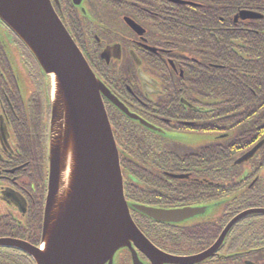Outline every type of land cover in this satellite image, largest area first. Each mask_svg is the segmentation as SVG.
<instances>
[{"label":"flooded vegetation","instance_id":"obj_1","mask_svg":"<svg viewBox=\"0 0 264 264\" xmlns=\"http://www.w3.org/2000/svg\"><path fill=\"white\" fill-rule=\"evenodd\" d=\"M49 1L109 92L102 103L127 202L165 211L204 209L179 223L157 222L131 209L137 228L156 248L150 255L134 248L137 260L264 264V74L252 86L247 70L254 65L264 71V0ZM0 28V264H35L28 248H38L42 234L51 90L22 43L1 22ZM229 67L244 77V85L232 89L238 98L214 77ZM189 134L210 141L196 147L178 141ZM204 149L213 151L211 163L203 161ZM129 150L164 179L144 184L145 200L129 197ZM177 191L187 201L173 206ZM142 217L168 226L162 228L170 234L181 232L179 239L163 231L157 236L161 226ZM210 250L208 257L185 262ZM131 260L125 250L116 256V264Z\"/></svg>","mask_w":264,"mask_h":264},{"label":"water","instance_id":"obj_2","mask_svg":"<svg viewBox=\"0 0 264 264\" xmlns=\"http://www.w3.org/2000/svg\"><path fill=\"white\" fill-rule=\"evenodd\" d=\"M0 22L22 43L51 84L41 243L28 248V253L35 264H116L118 253L127 250L132 264H141L134 248L146 255L156 248L136 227L130 209L163 223H179L204 209L165 211L127 204L119 152L102 103V96L109 92L49 0H0ZM246 214L239 215L221 236ZM211 253L185 262L194 263L193 259Z\"/></svg>","mask_w":264,"mask_h":264},{"label":"trees","instance_id":"obj_3","mask_svg":"<svg viewBox=\"0 0 264 264\" xmlns=\"http://www.w3.org/2000/svg\"><path fill=\"white\" fill-rule=\"evenodd\" d=\"M259 55V54H258ZM247 70L249 71L248 74L250 75V79L248 80V83L252 84L254 86V82L256 84H259V82L263 78L264 71L260 66H254L251 65L247 67ZM219 73H223L224 76H218L214 75V77L218 78L221 80V86L227 88L231 86V88L227 91L228 93H231L235 98H238L239 94L232 89L234 87H241L244 85V77L241 74H236L235 67H229L227 70L225 69H218ZM137 143H133L134 149H136ZM213 151L210 149H204L202 150V157L204 162H209L211 163L213 160ZM143 159V161L146 160V158H142V156L138 153V151H132L129 150V153L127 155V159L130 162V164L127 167V170L129 172V181H126L127 183V189H129V197L132 199H137V200H145L148 198V196L143 195L146 194L147 191L144 190L148 187H144V184H153V183H158L161 180H164L161 177H158L157 175L149 172L147 167L142 166L139 164V162L136 161L139 159ZM125 158L122 160L124 161ZM134 163L138 164L135 165ZM165 170V169H164ZM135 184L140 185L139 187L134 186ZM179 191L176 192V195H173L170 202L173 206H179L183 202L187 201L184 200V198L180 197L178 194ZM183 201V202H182ZM133 202V201H131ZM186 203V202H185ZM144 221L148 223V225H155L153 224L149 219L143 218ZM146 222L144 224H146ZM155 226H161L158 228L157 236L160 235V232L163 231L162 227H168L165 225H155ZM172 228H175V231H182L184 228L181 226H171ZM169 228V227H168ZM144 229L147 230V227H144ZM149 229V227H148ZM152 230V229H150ZM177 234H170V231H163L161 234L165 235V237H175L179 239L181 232H176ZM151 239H158L156 237L151 236ZM161 240V239H160ZM163 241V240H161Z\"/></svg>","mask_w":264,"mask_h":264},{"label":"rangeland","instance_id":"obj_4","mask_svg":"<svg viewBox=\"0 0 264 264\" xmlns=\"http://www.w3.org/2000/svg\"><path fill=\"white\" fill-rule=\"evenodd\" d=\"M1 31V28H0ZM49 81V87L51 86L50 80ZM178 141L182 144L188 145V146H199V145H207L210 140L208 136L201 135V134H189V135H179L177 137Z\"/></svg>","mask_w":264,"mask_h":264}]
</instances>
